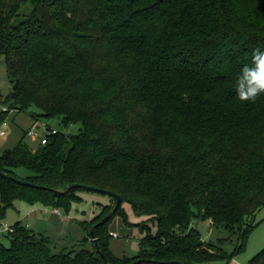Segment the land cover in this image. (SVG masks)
I'll return each mask as SVG.
<instances>
[{
	"label": "trees",
	"instance_id": "16d2710c",
	"mask_svg": "<svg viewBox=\"0 0 264 264\" xmlns=\"http://www.w3.org/2000/svg\"><path fill=\"white\" fill-rule=\"evenodd\" d=\"M256 48L264 0H0L11 84L0 103L81 125L33 149L26 131L0 154V170L45 186L0 174V217L16 200L70 213L92 190L68 188L78 183L115 191L157 224L143 223L141 254L120 257L108 223L121 206L94 237L112 207L80 220L82 246L59 251L18 221L0 264H212L226 251L195 218L239 235L242 249L264 205V95L242 102L232 84ZM254 260L264 264V249Z\"/></svg>",
	"mask_w": 264,
	"mask_h": 264
},
{
	"label": "rangeland",
	"instance_id": "374dc122",
	"mask_svg": "<svg viewBox=\"0 0 264 264\" xmlns=\"http://www.w3.org/2000/svg\"><path fill=\"white\" fill-rule=\"evenodd\" d=\"M10 89L7 66L3 57L0 56V96H5ZM5 105L8 106L9 103H5ZM2 106L3 104L0 103V114ZM30 109L33 113L19 110L8 112L5 119L6 125L0 123V154L6 149L16 146L26 131V142L32 149L36 148L41 141L40 137H35L29 133L34 126H38L36 129L40 135L46 132L47 126L71 134L80 131L81 125L79 123L65 127L61 119L42 116L40 109L35 106ZM35 114H37V118ZM2 129H6L7 133L2 135ZM27 173L29 172L25 170L20 172L23 176ZM80 193L83 200L74 202L70 213L60 209V214H53L52 207L16 200L14 205L6 210L5 216L0 217V243L10 246L12 242L10 232L5 230L4 223L15 225L20 221L28 228L48 235L54 251L81 247V239L85 232L80 220L91 219L103 208L113 207L115 200L110 195L98 191L83 190ZM144 222L151 225V232H156L157 224L153 223L148 215L136 213L129 202L124 201L122 203L120 210L108 223V229L112 233L111 249L117 256L133 257L141 254V241L146 233V230L142 229ZM193 225L199 229L204 240L214 243L226 251V254L214 260L212 264H259V261L256 263L254 259L259 257L264 249V205L257 211L256 225L248 234L245 246L240 250H237L241 243L239 235H232L224 227L213 226L210 220L199 218L194 219ZM88 247L92 246L89 244Z\"/></svg>",
	"mask_w": 264,
	"mask_h": 264
},
{
	"label": "clouds",
	"instance_id": "9594fccd",
	"mask_svg": "<svg viewBox=\"0 0 264 264\" xmlns=\"http://www.w3.org/2000/svg\"><path fill=\"white\" fill-rule=\"evenodd\" d=\"M232 86L242 102L255 103L264 95V49L252 51L251 62L240 67Z\"/></svg>",
	"mask_w": 264,
	"mask_h": 264
},
{
	"label": "water",
	"instance_id": "95a60500",
	"mask_svg": "<svg viewBox=\"0 0 264 264\" xmlns=\"http://www.w3.org/2000/svg\"><path fill=\"white\" fill-rule=\"evenodd\" d=\"M0 174L5 176V177H9V178H12L14 179L16 182L20 183V184H23V185H32V186H35V187H39V188H43L45 187L44 185H41V184H38V183H34V182H31L27 179H22V178H17V177H14L13 175H10L9 173L3 171V170H0ZM75 186H81L83 188H87V189H92L94 191H98V192H102V193H106L110 196H112L114 199H115V204L114 206L112 207V209L98 222L96 223L92 228H91V234L92 236L94 237V230L96 227L100 226V225H103L105 224L110 218L111 216L119 209V207L121 206V203H122V198L121 196L116 193L115 191H112L110 189H107V188H101V187H98V186H95V185H90V184H78V183H71L69 184V187L68 188H71V187H75ZM142 259H138L137 261L133 262L132 264H135L136 262H141Z\"/></svg>",
	"mask_w": 264,
	"mask_h": 264
},
{
	"label": "built area",
	"instance_id": "2783aa9c",
	"mask_svg": "<svg viewBox=\"0 0 264 264\" xmlns=\"http://www.w3.org/2000/svg\"><path fill=\"white\" fill-rule=\"evenodd\" d=\"M3 108H2V110L4 111V112H12L13 110H16V109H13V108H10L9 106H7V105H3L2 106ZM6 121H4L3 123L6 125V123H5ZM3 124V125H4ZM36 127H38V126H34L32 129H30V131H29V133L31 134V135H34L35 137H40V141L42 142V143H46L47 142V140H48V138H49V135L50 134H55L56 132H57V129L56 128H50V129H47L46 128V132H44L43 134H41L40 135V133H39V131L36 129ZM7 133V130L6 129H2L1 130V134L2 135H4V134H6ZM54 214H60L61 213V211H60V209L59 208H53V211H52ZM4 228H5V230H8L9 232L11 231H14V226L13 225H8L7 223H4ZM115 235V234H114Z\"/></svg>",
	"mask_w": 264,
	"mask_h": 264
},
{
	"label": "crops",
	"instance_id": "0c3cea01",
	"mask_svg": "<svg viewBox=\"0 0 264 264\" xmlns=\"http://www.w3.org/2000/svg\"><path fill=\"white\" fill-rule=\"evenodd\" d=\"M53 213V212H52ZM54 214V213H53Z\"/></svg>",
	"mask_w": 264,
	"mask_h": 264
}]
</instances>
